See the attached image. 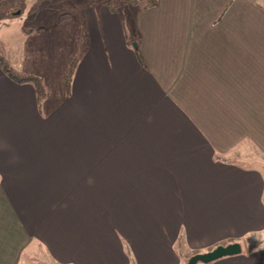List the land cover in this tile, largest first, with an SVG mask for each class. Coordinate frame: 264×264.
I'll list each match as a JSON object with an SVG mask.
<instances>
[{"label": "crops", "instance_id": "crops-1", "mask_svg": "<svg viewBox=\"0 0 264 264\" xmlns=\"http://www.w3.org/2000/svg\"><path fill=\"white\" fill-rule=\"evenodd\" d=\"M117 1L83 4L88 48L56 113L0 70V264H184L234 245L206 264H264V178L246 166L264 169V2ZM99 108L126 167L82 166V150L28 166L43 124ZM130 146L153 167H131Z\"/></svg>", "mask_w": 264, "mask_h": 264}, {"label": "rangeland", "instance_id": "rangeland-1", "mask_svg": "<svg viewBox=\"0 0 264 264\" xmlns=\"http://www.w3.org/2000/svg\"><path fill=\"white\" fill-rule=\"evenodd\" d=\"M88 1L96 3L100 0H29L21 12L11 8L0 9V47L4 49L7 60L15 70L40 76L47 85L48 96L42 103L43 115L56 113V108L65 99L64 78L68 67L80 53L84 42L88 48L87 33L81 29V8ZM130 45L134 46L131 42ZM72 100L78 103L77 97L71 98V103ZM251 164L262 171L264 178L260 162L253 161L246 166ZM261 244L262 241L258 246ZM213 249V246L205 248L198 254H206ZM206 263L198 261L196 264Z\"/></svg>", "mask_w": 264, "mask_h": 264}, {"label": "bare ground", "instance_id": "bare-ground-1", "mask_svg": "<svg viewBox=\"0 0 264 264\" xmlns=\"http://www.w3.org/2000/svg\"><path fill=\"white\" fill-rule=\"evenodd\" d=\"M60 119V114L52 117L49 121L43 124L40 128V134H42L43 138H49L48 141H39L35 140V149L34 153L35 157L29 159V163L33 162L32 165H28L29 167H58L64 166V161L68 163L72 162L70 158H62L59 154L62 153H80L82 150V166H103L106 168L104 164H107L108 167L121 168L126 167L123 166V154H127V145L128 143H121L122 145L116 146V150H114L111 145L114 143H120L119 140H116L113 137H108L109 128L106 123H101V121H97L98 119H106L108 122H114L109 113L105 110L99 108L97 116L93 115L89 122L86 124L76 127L65 126L62 128V124L65 121H69V118H66L64 114L62 115V119ZM116 121V119H115ZM91 126V127H89ZM65 133L67 136L62 137L66 143H63L59 140L60 136H63ZM37 138V135H35ZM41 137V138H42ZM96 145L95 147L93 146ZM131 147V167H153L148 163L150 160L143 159L144 157H140V159L133 154V147ZM109 152L106 154V152ZM114 152V157L116 159H112L111 157ZM40 152V154H39ZM79 160V158H77ZM104 159V160H103ZM126 160V158H125ZM81 161V162H82ZM156 161H154L155 163Z\"/></svg>", "mask_w": 264, "mask_h": 264}, {"label": "trees", "instance_id": "trees-1", "mask_svg": "<svg viewBox=\"0 0 264 264\" xmlns=\"http://www.w3.org/2000/svg\"><path fill=\"white\" fill-rule=\"evenodd\" d=\"M25 0H0V9H14L17 12H21ZM158 5V0H118L114 9L117 10L122 6H137L140 10H148L155 8ZM87 48V42H84L81 45V50L78 56L70 63L67 73L64 78V87L67 96H69L71 91V82L76 72L78 62L80 58L83 56L85 50ZM134 53L138 63L144 67L143 59L141 52L139 49L134 46ZM0 70L3 75L12 83L19 86H30L34 92L35 101L37 110L40 112L42 103L47 98L46 85L44 79L40 76L31 73H23L15 70L10 62L7 60L6 55L4 53V49L0 47ZM177 245L180 247L184 242V233L180 230V234L177 239ZM181 256V254L179 255ZM191 258L187 259L184 264H187Z\"/></svg>", "mask_w": 264, "mask_h": 264}, {"label": "water", "instance_id": "water-1", "mask_svg": "<svg viewBox=\"0 0 264 264\" xmlns=\"http://www.w3.org/2000/svg\"><path fill=\"white\" fill-rule=\"evenodd\" d=\"M237 251L238 247L236 245L230 246L228 248L217 247L214 251L206 253L204 255H195L187 264H196L198 261H213L222 256L235 254Z\"/></svg>", "mask_w": 264, "mask_h": 264}]
</instances>
